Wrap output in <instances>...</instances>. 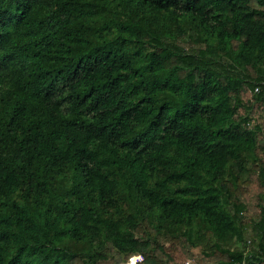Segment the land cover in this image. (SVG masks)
I'll use <instances>...</instances> for the list:
<instances>
[{"label":"trees","instance_id":"trees-1","mask_svg":"<svg viewBox=\"0 0 264 264\" xmlns=\"http://www.w3.org/2000/svg\"><path fill=\"white\" fill-rule=\"evenodd\" d=\"M135 254L264 264V0H0V264Z\"/></svg>","mask_w":264,"mask_h":264},{"label":"built area","instance_id":"built-area-1","mask_svg":"<svg viewBox=\"0 0 264 264\" xmlns=\"http://www.w3.org/2000/svg\"><path fill=\"white\" fill-rule=\"evenodd\" d=\"M144 260V256L142 254L132 255L129 261L126 264H139ZM241 264H247L246 262H242Z\"/></svg>","mask_w":264,"mask_h":264},{"label":"rangeland","instance_id":"rangeland-1","mask_svg":"<svg viewBox=\"0 0 264 264\" xmlns=\"http://www.w3.org/2000/svg\"><path fill=\"white\" fill-rule=\"evenodd\" d=\"M190 263V262H189Z\"/></svg>","mask_w":264,"mask_h":264}]
</instances>
